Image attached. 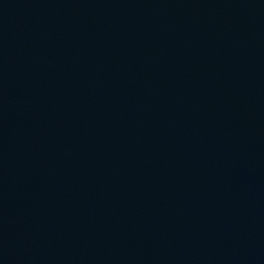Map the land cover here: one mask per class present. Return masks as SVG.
<instances>
[{"label": "water", "instance_id": "water-1", "mask_svg": "<svg viewBox=\"0 0 264 264\" xmlns=\"http://www.w3.org/2000/svg\"><path fill=\"white\" fill-rule=\"evenodd\" d=\"M0 264H264V0H0Z\"/></svg>", "mask_w": 264, "mask_h": 264}]
</instances>
